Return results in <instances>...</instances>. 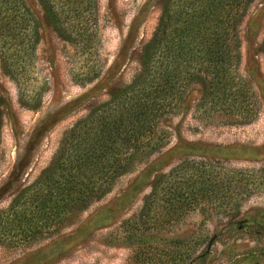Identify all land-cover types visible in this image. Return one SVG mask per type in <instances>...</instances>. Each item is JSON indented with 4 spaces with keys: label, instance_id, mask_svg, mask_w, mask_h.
Instances as JSON below:
<instances>
[{
    "label": "rangeland",
    "instance_id": "obj_1",
    "mask_svg": "<svg viewBox=\"0 0 264 264\" xmlns=\"http://www.w3.org/2000/svg\"><path fill=\"white\" fill-rule=\"evenodd\" d=\"M23 1L37 39L31 51L20 47L23 71L15 78L0 59V210L49 164L68 128L132 81L165 2L95 0L89 38L70 41L39 0ZM237 35L234 73L256 101L252 121L231 123L220 115L224 106L201 103V84L189 85L176 111L159 120L156 148L73 222L33 240L22 237L27 224L12 226L11 240H0V264H264V0L249 4ZM191 159L216 161L206 169L226 173L222 200L175 215L170 224L163 223L165 211L139 217L155 177ZM152 217L162 223L147 228Z\"/></svg>",
    "mask_w": 264,
    "mask_h": 264
},
{
    "label": "trees",
    "instance_id": "obj_2",
    "mask_svg": "<svg viewBox=\"0 0 264 264\" xmlns=\"http://www.w3.org/2000/svg\"><path fill=\"white\" fill-rule=\"evenodd\" d=\"M252 1L165 0L158 25L143 47L139 72L127 86L63 133L49 164L7 208L0 210V240H11V228L19 224L28 226L22 237L33 240L44 236L52 226L56 231L58 226L73 222L158 146L159 120L176 111L191 84L202 85V104L213 109L224 106L220 115H226V120L252 121L256 101L247 84L234 73L240 58L237 28ZM39 3L61 37L70 41L72 35L89 38L95 0ZM68 19L76 26H67ZM36 39L34 17L25 2L0 0V59L5 69L15 71L13 78L23 71L20 47L25 43L31 51ZM12 45L18 48L9 49ZM262 50L264 53V38ZM232 102L236 105L229 106ZM206 166L217 164L183 160L168 173L157 175L138 216L165 211L163 223L170 224L175 215L219 203L227 189V175ZM217 205L228 210L227 204ZM160 223L162 220L152 217L147 228Z\"/></svg>",
    "mask_w": 264,
    "mask_h": 264
}]
</instances>
